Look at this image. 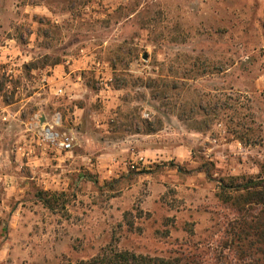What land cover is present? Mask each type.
Instances as JSON below:
<instances>
[{
	"label": "rangeland",
	"instance_id": "1",
	"mask_svg": "<svg viewBox=\"0 0 264 264\" xmlns=\"http://www.w3.org/2000/svg\"><path fill=\"white\" fill-rule=\"evenodd\" d=\"M1 114L0 264L248 260L229 224L262 207L235 188L264 180V0H0Z\"/></svg>",
	"mask_w": 264,
	"mask_h": 264
},
{
	"label": "trees",
	"instance_id": "2",
	"mask_svg": "<svg viewBox=\"0 0 264 264\" xmlns=\"http://www.w3.org/2000/svg\"><path fill=\"white\" fill-rule=\"evenodd\" d=\"M235 191H255L258 198L254 203L261 205L259 213L247 217L248 208L244 205H236L235 211L239 218L229 224L234 237V242L241 241L242 248H236L240 257L248 259L244 264H264V180L249 181L236 185ZM229 197V196H228ZM230 198V197H229ZM229 200V199H228ZM228 202V201H227ZM249 204L253 200L247 201ZM251 206V205H250ZM253 209V207H251ZM254 231V233H252ZM252 236L254 237L252 239ZM246 251L250 252L249 254ZM178 259H166L159 256L137 254L128 250H104L89 259H81L74 264H178Z\"/></svg>",
	"mask_w": 264,
	"mask_h": 264
},
{
	"label": "built area",
	"instance_id": "3",
	"mask_svg": "<svg viewBox=\"0 0 264 264\" xmlns=\"http://www.w3.org/2000/svg\"><path fill=\"white\" fill-rule=\"evenodd\" d=\"M44 137L46 140H49V141H52L54 143H56V141L58 140L59 138V134L58 133H55V132H52L50 130V128H46L44 130ZM62 138V137H61ZM60 146L63 148V149H70L71 148V141L69 140L68 137H64L63 139H61V141L59 142Z\"/></svg>",
	"mask_w": 264,
	"mask_h": 264
},
{
	"label": "crops",
	"instance_id": "4",
	"mask_svg": "<svg viewBox=\"0 0 264 264\" xmlns=\"http://www.w3.org/2000/svg\"><path fill=\"white\" fill-rule=\"evenodd\" d=\"M0 116H2V118L3 117H5V115L4 114H1ZM15 116V115H14ZM13 116V117H14ZM7 117V116H6ZM70 121L72 122V124H74L75 125V127L73 128V129H76V130H78V131H80L81 129H82V126H79V124H80V122L82 121L79 117H74V118H70ZM98 122H100V121H98Z\"/></svg>",
	"mask_w": 264,
	"mask_h": 264
},
{
	"label": "water",
	"instance_id": "5",
	"mask_svg": "<svg viewBox=\"0 0 264 264\" xmlns=\"http://www.w3.org/2000/svg\"><path fill=\"white\" fill-rule=\"evenodd\" d=\"M147 57V54L146 53H144V55H143V58H146Z\"/></svg>",
	"mask_w": 264,
	"mask_h": 264
}]
</instances>
